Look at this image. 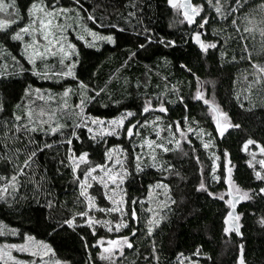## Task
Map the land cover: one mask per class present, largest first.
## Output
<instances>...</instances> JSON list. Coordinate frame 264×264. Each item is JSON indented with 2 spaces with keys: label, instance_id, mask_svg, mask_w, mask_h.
Listing matches in <instances>:
<instances>
[{
  "label": "trees",
  "instance_id": "obj_1",
  "mask_svg": "<svg viewBox=\"0 0 264 264\" xmlns=\"http://www.w3.org/2000/svg\"><path fill=\"white\" fill-rule=\"evenodd\" d=\"M33 3L53 11L57 25L67 29L68 39L79 53L72 57L78 60L76 79H42L33 75L25 56V39L21 42L8 38L29 21L28 10ZM193 3L200 7L196 26L201 18L207 20L203 41L217 45L207 53L192 42L196 26L186 20L180 23L184 19L180 9L170 7L168 0H15L16 8H11L14 22L0 31V188L7 186L0 199V225L4 226L0 246L32 237L48 244L54 258L67 264H181L182 259L189 264H239L240 244L244 243L245 264H264V199L257 195L239 202L242 239L233 229L225 233L224 221L230 210L225 203L228 188L223 178L212 179V159L198 138H191L186 154L176 150L159 153L158 163L146 158L140 171L134 162L139 151L134 144L141 139L134 134L129 138L127 128L136 125L134 131L143 121L159 117L165 135L177 124L188 123L210 134L220 157L217 176L224 175L223 153L227 152L232 178L241 189L258 190L262 186L254 178V169L260 170L259 160L264 159L257 147L264 146V73H259L253 64L264 66V0ZM62 8L70 11L60 12ZM17 10L19 16L15 15ZM85 28L112 35L115 43L98 41L96 47H88L74 32L85 33ZM148 36L152 37L151 44L147 43ZM160 38L175 40L176 46L164 47L156 42ZM140 44H145V48L141 49ZM46 63L48 67L36 62L37 70L51 73L63 68L59 58H49ZM80 81L88 85L87 95L95 96L94 100H86L84 115L110 120L128 111L134 113L121 137L92 140L83 126L75 129L80 139L71 136L73 125L81 121L76 107L81 98ZM65 88L72 90L69 115L64 110L58 113L62 127L55 133L50 131L54 125L29 118L28 102L36 89L61 95ZM198 90L240 127L227 128L220 136L210 106L195 98ZM146 102L153 109L145 113ZM159 104L167 111H159ZM16 116L21 119L16 120ZM249 138L257 145L245 150L243 146ZM68 139L72 140L71 145ZM117 147H127L129 154L124 183L125 225L111 231L102 225L94 226V235L80 217L76 218L80 226L75 229L64 225V219L88 210L79 187L85 171L104 165L106 152ZM70 148L76 155L82 150L89 154L88 163L80 165L75 173L68 159ZM33 151L36 154L30 166L25 167L24 161ZM249 162L253 167H249ZM18 169H23V173ZM201 181L207 191L199 189ZM156 184L167 185L170 201L163 219L158 225H151L149 234L151 212L146 199ZM92 192L99 206H109L99 188ZM209 192L217 198L209 196ZM221 194L225 200L218 198ZM48 201L52 202L51 208L46 206ZM133 209L135 219L131 215ZM98 214V218L106 217L102 212ZM123 237L132 247L125 244L110 254L103 251L109 240ZM197 249L200 255H195Z\"/></svg>",
  "mask_w": 264,
  "mask_h": 264
},
{
  "label": "snow or ice",
  "instance_id": "obj_2",
  "mask_svg": "<svg viewBox=\"0 0 264 264\" xmlns=\"http://www.w3.org/2000/svg\"><path fill=\"white\" fill-rule=\"evenodd\" d=\"M77 3H79V0H76ZM209 3H211V0H209ZM168 4L170 6H172L173 8H177V9H182L183 10V17L184 19L180 21V23H184V21L186 20L187 23L189 25L193 24L195 22V17L199 14L200 11V7L199 6H194L193 4H191L189 2V0H168ZM46 6L43 5H39L37 3H33L29 10H28V16L30 18L29 23L24 25L23 27H20L17 31L11 33L10 35H8V38L13 40V41H21L23 42L24 40V36L25 34L31 36L32 38V42L29 44L25 45V56L28 60V63L32 65V68L30 69V71L32 72L33 75H36L42 79H53V78H63V77H72L73 79H76V75H75V67L76 64L78 63V60H72L73 56H79V53L76 51V46L70 42H68L66 40L65 37L61 36L60 40L58 41L59 43V52L61 53V59H60V64L63 66L61 71H55V72H51L49 73L48 71H38L36 68V62H35V57L37 55H42L38 49L35 48V44H36V36L35 33L37 31H40L44 34V39L48 40V27L52 24L51 19H46L48 17H52L54 15L53 11H46L45 10ZM9 8H16L15 5V0H11L10 3H6L5 0H0V12H7V10ZM60 12H68L70 11V9L67 8H62L59 9ZM217 13H220V8L217 7L216 8ZM34 13H42L43 17L41 16H35L34 17ZM16 16H19V11L17 10L15 12ZM88 19L90 20H94V17L89 16ZM202 22L199 24L200 28H203L204 25L207 23V20L204 18H201ZM13 20H0V31H4L6 30L7 26L10 23H13ZM37 23H38V27H37ZM233 23H235V21H233ZM115 27V26H114ZM85 32H87L91 37H92V41H85L86 45L88 47H96V40H100V41H107L110 44H114L115 43V38L112 35H100L96 32L91 31L90 29L85 28L84 29ZM246 31H248L249 29H245ZM122 31V29H121ZM147 31V30H145ZM78 39L83 40L84 37L83 36H78ZM147 43L151 44L153 42L152 37L148 36L146 37ZM192 40L195 42L196 45H198L199 50L202 53H207L209 49H214L217 47V45L215 43H206L205 41H203L201 39V34L200 32H195L192 35ZM159 44H162L164 47H175L176 46V41L175 40H165L163 38H160L159 40L156 41ZM49 43H51V41H49ZM139 47L141 49L145 48V44H140ZM31 49V51H29ZM45 51H48V49L46 48ZM131 55H135V53H132ZM15 59V58H13ZM65 59H69L71 60V63L69 64H65L64 61ZM249 59H251V54L249 53ZM182 67H186V65H182ZM253 67L257 69V71L259 73H264V66H260V65H256L253 64ZM23 71V69H21ZM190 71V69H189ZM257 82H259V78L257 80ZM78 88L80 89V102L78 105H76V107H78L80 109V112L77 113L78 116L81 117V121L78 124H74L73 125V131L71 132V136L75 137L76 139H80L79 136H77V133L75 131L76 128H79L81 126L87 128L88 133H96L91 135V139L92 140H96L97 138V134L100 136L103 135H113V134H118L117 129L122 128L124 125L125 120L127 119V117L133 116L134 113L131 111H128L124 114H121L118 118L112 119L107 121V127H105V121L101 120L99 118H95V117H90V118H85L84 117V104L87 101L90 100H94L95 96H88L87 92H88V85L85 84L83 81H80L78 84ZM30 90V86L28 89L25 90V95L27 96ZM36 92H40V89H36ZM72 91L69 88H65L64 91L61 93V95L63 97H67L69 95V92ZM101 91H103V89H101ZM96 95H99V92L96 93ZM51 98V96L49 97ZM196 99H201L203 100V102L207 105L210 104V102L207 99H204L203 94L198 90L196 93ZM182 100V98H180ZM64 107H67V102L65 101L64 103ZM151 107L150 103L146 102L144 107H143V112H148L149 108ZM210 110L213 113L212 119L216 124V131L219 133L220 136H223L225 130L227 128H239L240 125L238 124H232L229 120V118L227 117L226 113H223L220 111L219 107L215 104H210ZM159 111L161 112H166L167 109L163 106V104H161L159 106ZM29 118L31 117V113L28 114ZM223 118V119H221ZM16 120H20L21 117L20 116H16L15 117ZM157 119H159V117H157ZM139 123V122H137ZM93 126H96L95 128ZM62 127V125H60L59 123L56 124L55 127H50V131L55 133L57 131L58 128ZM136 127V125H130L127 128V135L129 138H131L134 134L133 129ZM179 127V125L177 126ZM33 131L35 130L34 128L32 129ZM201 132H203V130H200ZM181 135L183 136V133H181ZM210 135V134H209ZM67 143L69 145H71L72 140L68 139ZM211 143V141H209L208 143H204L203 147L205 149L209 148V144ZM177 144L179 145V141H177ZM249 145H257V142L251 138L247 139L244 143V149L247 150ZM45 147H51V145H45ZM158 147H162L164 149V151H169L168 148L164 147L163 145H158ZM257 147H259L260 153L264 154V146H259L257 145ZM115 150H109L108 152H106V158L108 160H112V153ZM69 153H71L68 156V159L70 161H72V171L73 173L76 172L77 168L79 167V163H88V152L87 151H81L79 153V155H76L75 153L72 152V149H69ZM35 151H33L31 153V155L28 157V159H26L24 161V166L28 167L30 166V161L32 159L33 156H35ZM224 157H225V165H224V175L223 177L217 176L216 173V168L218 167L215 163V160H219L220 157L216 156L214 158L213 161V165H212V179L215 181H219L221 178H223L224 182L228 185V189H227V196L228 199L225 200V195L221 194L218 196V198L220 200H225V203L228 205L229 207V211L227 213V217L225 218V225H227L229 223V220L231 219L232 221V229H234L238 235H242L239 232V225L236 223L240 217L238 214H236L235 212V208H236V204L241 201V200H250L253 199L254 196L259 195L262 199H264V159L259 160V164H260V170H255L254 169V178L257 181L261 182V185L258 190H253V189H247V190H243L241 189L233 180L232 178V172H233V167L231 166V161L230 159H228V153L224 152L223 153ZM139 156H137V160H139ZM77 161L79 163H77ZM116 164H121V160L119 159V157H117L115 159L114 164L112 165V167H108L107 165H101V164H97L94 167H89L85 173H84V179L82 181H80V195L83 196L85 198V200L87 201V208L88 210H91L94 207V197L88 195L86 189L87 187H90L91 185L88 183L89 177H91L92 180H97L99 179L100 183L103 184L104 188L107 189L108 188V184L107 181H111L116 188H119V185L121 183H123V180L125 178V176L127 175L126 170H124L123 168H121L120 171H113V169L115 168ZM155 166V165H154ZM249 167H253V165L251 164V162H249ZM137 171H140V164L137 163L136 165ZM97 169H100L101 172H103V176L97 177L92 175V173L96 172ZM18 171L22 174L23 173V169H18ZM105 177H107V181L105 180ZM77 179L79 180V177H77ZM12 181L15 182L16 181V176L12 177ZM119 181V183H118ZM13 187H15V184H13ZM157 187H160V185H157ZM163 187L167 188V185H164ZM116 188L113 189V196H109L108 192L106 191L104 194L106 197H108L111 202L114 205H117L116 207H113L111 209H100L101 211H109V212H115V211H121V207L120 205H122L124 203L123 199L117 200L114 198V196L116 195ZM199 189L201 190H205L207 191L205 184L203 181H201L200 185H199ZM7 190V186L0 188V199L3 198V193L6 192ZM209 196H212L213 198H217L215 193L209 192L208 193ZM174 202V201H173ZM133 203H135V201H133ZM46 206L48 208L52 207V202L48 201ZM88 210L86 211H81V212H77L73 217L71 218H66L63 221L64 225H67L69 228H73L75 229L76 227L80 226L77 224L76 222V218L80 217L83 219L84 224H86L89 228H91L93 230V235L95 234V229H94V225L97 223H103L106 227L108 226V222L107 221H97L95 220L92 216L89 215ZM132 218L135 219L136 217V212L135 209L132 210ZM86 218V219H84ZM159 220H149V228H148V233L151 234L152 232V227L151 225L153 224H159ZM261 223L264 224V219L261 220ZM122 226H124L123 221H121L120 223H118L116 225V230H119ZM109 231H111L112 229L109 227L108 229ZM13 234H15V230H11ZM230 231V229L228 227L224 228V232L228 233ZM4 234V226L0 225V235ZM34 238L32 237H26V240H33ZM81 239H83V237H81ZM123 243L127 244L128 247H132V245L129 243L128 238L127 237H123L122 238ZM98 243L103 244V241H99ZM109 246H117L120 242L118 240H109L108 242ZM39 246L41 249L44 250V253L47 254L48 252H51L52 249L48 244H45L43 241L39 242ZM85 247H87V242L85 241ZM5 249H17L18 251H32L31 248L25 244V245H16V244H10V245H4L3 247H0V258L3 257V255L5 254ZM104 252H112V247H106L103 249ZM240 251H241V255L239 258V264H245V260L243 257V245L240 246ZM38 253L35 251H32V255H37ZM195 255H200V250L197 249ZM102 259H108V257H105L103 255H101ZM10 259H13L10 257ZM17 264H21V262H17ZM56 264H59V261L56 262Z\"/></svg>",
  "mask_w": 264,
  "mask_h": 264
},
{
  "label": "rangeland",
  "instance_id": "obj_3",
  "mask_svg": "<svg viewBox=\"0 0 264 264\" xmlns=\"http://www.w3.org/2000/svg\"><path fill=\"white\" fill-rule=\"evenodd\" d=\"M6 3H9L8 1L5 0ZM13 13L11 11V8L7 10V12H0V20H12L11 18ZM35 16H41L43 17L42 13H34ZM46 19H51L52 24L48 27V40L44 39V34L40 31H37L35 33L36 36V44L35 48L39 50V52L42 55H37L35 57V62L41 61L44 66L48 67L47 61L49 58L61 59V53L59 52V43L58 41L60 40V37L63 36L66 38L68 42L69 39V34L66 28L63 29V27H60L56 23V19L52 17H48ZM30 20V19H29ZM29 21L26 23L28 24ZM38 27V23H37ZM92 31V30H91ZM78 36H83L84 39L83 41H92V37L87 33H78L77 30L74 31ZM95 32V31H93ZM97 33V32H96ZM25 45L29 44L32 42L31 36L25 34L24 36ZM51 41V43H49ZM100 40H96L95 43H97ZM71 43V42H70ZM48 49V51H45V49ZM31 51V49L29 50ZM69 59H65L64 63H67ZM27 61V60H26ZM28 62V61H27ZM46 63V64H45ZM71 63V62H70ZM70 92L67 97H63L62 95H54L50 93H44V92H35L32 94V97L29 98V109L31 108V116L33 118V121H37L36 123L40 124H50L56 126L58 123L57 115L58 113H62V110L65 111L64 114L69 115L67 110H68V102L70 100ZM51 96V98H49ZM65 101L67 102V107H64ZM80 102V101H79ZM79 103H77L78 105ZM32 105V106H31ZM161 105V104H159ZM77 109L80 112V109L77 107ZM153 108L150 107L149 111L152 110ZM158 109V108H157ZM148 111V112H149ZM85 118H90L89 116L84 115ZM118 118V117H116ZM115 119V118H114ZM130 117H127V119L124 122V125L122 128L117 129L118 134H113V135H103L100 136L97 134V138H102L105 136H114V137H121L122 133L124 132L125 128L129 125L130 123ZM105 121V127H107V119H101ZM112 120V119H110ZM179 125V127H177ZM94 128L96 126H93ZM200 130H203L200 127L197 126H190V124H185L184 126H181V124H177L176 128H172L170 132L165 135L162 126L159 124V119L157 117H154L152 120L148 121H143L138 128H136L134 132V136L136 139H141L139 144H134L139 147V151L135 155V160L134 162L137 164L139 163L140 166H143L145 164L146 158L149 159L150 161L154 163H158V155L159 153L162 152H167L164 151L162 147H158V145H163L164 147L168 148L169 150H176L179 151L183 154H186L187 147L190 144V140L192 137L198 138L203 144L208 143L211 141L209 144V148H207V155L212 159V164L214 161V158L217 156L216 151L214 149V145L212 143L211 137L206 133L204 130L201 132ZM183 133V136L181 135ZM91 135L96 134V133H90ZM144 134V136H143ZM177 141H179V145L177 144ZM112 153V160H108L104 165H107L108 167H112V165L115 162V159L119 157L121 160V164H116L115 168L113 171H120L121 168L126 170L127 175H128V170H129V154L127 147H117L113 149ZM137 156H139V160H137ZM73 163V162H72ZM77 163H79L77 161ZM216 165L218 166V160H215ZM85 163H79L80 165H83ZM218 168V167H217ZM216 168V170H217ZM78 169V168H77ZM92 175L100 177L103 176V172H101L100 169H97L96 172L92 173ZM126 175V176H127ZM126 176L123 180V183L119 185V188H116V186L111 182L107 181V177H105V180L107 181L108 188L105 189L103 184L100 183L99 179L97 180H92L91 177H89L88 183L91 185L90 187H87L86 191L88 195L94 197L95 195L92 192L93 188H99L101 192L103 193L107 203L109 206L102 207L99 206L98 203H96V199L94 197V207L89 210V215L92 216L95 220L97 221H107L108 226L106 227L103 223H97L94 226L102 225L104 228L107 230L109 227L113 230L116 229V225L124 221L125 217V189H124V183L126 180ZM119 183V181H118ZM157 185H160V187H157ZM163 184H156L152 188L149 196L147 197L146 201L149 204V210L151 212V220H159L161 221L163 219V214H164V209L166 206L169 204L170 198H169V193H168V188L163 187ZM116 188V195L114 196L115 199L120 200L123 199L124 203L120 205L121 211H115V212H109V211H101L100 209H111L113 207H116L117 205H114L111 200L105 196V192L107 191L109 196H113V189ZM98 212H102L106 215L105 218H98L100 214ZM156 225V224H153ZM123 227V226H122ZM121 227V228H122ZM120 242L117 246H109L108 243L105 244L104 248L106 247H112V252L114 250H121L123 246L125 245L122 240L118 239ZM39 242L36 239L33 240H26L22 243H18L16 245H25L27 244L32 251L37 252V255H32V251H18L17 249H5V254L3 255L2 258H0V262L3 264H17V262H21V264H56L57 261H59V264H67L65 262H62L60 260H57L54 258L53 252H48L47 254L44 253V250L40 248ZM4 245H10V244H3L0 247H3ZM110 252V253H112ZM107 254H110L109 252H106ZM13 258V259H10ZM181 264H189V262H185L183 259L181 260Z\"/></svg>",
  "mask_w": 264,
  "mask_h": 264
},
{
  "label": "water",
  "instance_id": "obj_4",
  "mask_svg": "<svg viewBox=\"0 0 264 264\" xmlns=\"http://www.w3.org/2000/svg\"><path fill=\"white\" fill-rule=\"evenodd\" d=\"M189 2L191 3V4H193L194 5V3H193V0H189ZM170 6V5H169ZM170 7H172V6H170ZM180 11H181V14H182V16H183V10L182 9H180ZM195 19V22L193 23V24H191L190 26H196L197 25V19H198V15L194 18ZM200 32V34H201V39L203 40V28H200L199 27V25L198 26H196V28H195V30H194V32L193 33H195V32ZM193 33H192V35H193ZM192 42H193V44L195 45V46H197L198 47V45H196L195 44V42L192 40ZM199 48V47H198ZM209 106H210V104H208ZM228 159H230L229 157H228ZM227 185V184H226ZM227 188H228V185H227ZM240 202V201H239ZM239 202L236 204V208H235V212H236V214H238L237 213V209H238V205H239ZM237 224H238V221L236 222ZM231 225H232V221H231V219L229 220V223L227 224V227L229 228V229H232V227H231ZM239 225V224H238ZM234 230V229H233ZM239 232H240V228H239ZM237 233V232H236ZM241 233V232H240ZM238 235V234H237ZM238 237H239V239H242V235H238ZM241 245H243V249H244V243H241L240 244V246ZM240 255H241V251H240ZM239 258H240V256H239Z\"/></svg>",
  "mask_w": 264,
  "mask_h": 264
}]
</instances>
